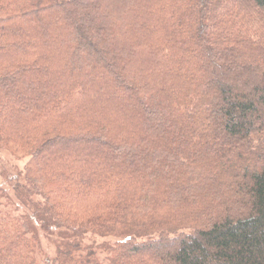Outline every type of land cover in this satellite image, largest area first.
Returning <instances> with one entry per match:
<instances>
[{
	"label": "trees",
	"instance_id": "16d2710c",
	"mask_svg": "<svg viewBox=\"0 0 264 264\" xmlns=\"http://www.w3.org/2000/svg\"><path fill=\"white\" fill-rule=\"evenodd\" d=\"M0 152V264H264V0H0Z\"/></svg>",
	"mask_w": 264,
	"mask_h": 264
},
{
	"label": "rangeland",
	"instance_id": "374dc122",
	"mask_svg": "<svg viewBox=\"0 0 264 264\" xmlns=\"http://www.w3.org/2000/svg\"><path fill=\"white\" fill-rule=\"evenodd\" d=\"M26 160L27 158L17 159L7 152H0V218L9 215L24 220V216H27L26 210L15 200L12 187V182L17 179V176L22 172ZM35 233L40 241L42 251L48 257H52L55 250V237L46 236L36 225ZM100 241L102 240L96 239V242L99 243ZM104 241L106 242L107 240ZM108 241L113 243L112 240Z\"/></svg>",
	"mask_w": 264,
	"mask_h": 264
}]
</instances>
